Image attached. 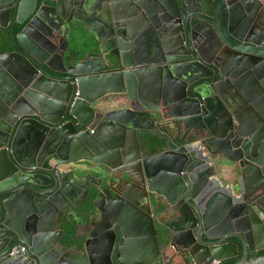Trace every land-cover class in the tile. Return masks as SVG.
Segmentation results:
<instances>
[{"label": "water", "instance_id": "obj_1", "mask_svg": "<svg viewBox=\"0 0 264 264\" xmlns=\"http://www.w3.org/2000/svg\"><path fill=\"white\" fill-rule=\"evenodd\" d=\"M262 8L0 0V264H264Z\"/></svg>", "mask_w": 264, "mask_h": 264}, {"label": "crops", "instance_id": "obj_2", "mask_svg": "<svg viewBox=\"0 0 264 264\" xmlns=\"http://www.w3.org/2000/svg\"><path fill=\"white\" fill-rule=\"evenodd\" d=\"M262 3V9L261 12L264 14V0H258ZM73 43H76L78 47L79 53L85 54L90 51H93V49L96 46L95 38L92 34H90L86 29L81 28V30L78 32L77 37L72 39ZM108 100L118 101L119 99L116 95H110L107 96ZM116 106V105H115ZM115 108V107H114ZM242 115H244L246 118L251 116L250 111L246 110L244 108V112L242 111ZM249 120V118L247 119ZM93 200H90L87 202L85 206L83 205H76L75 207L71 208L70 211H72L73 216H71L70 221L66 222L62 227H59V230L63 231L62 237L63 239H71L75 235H79V237L76 239V244L71 245L70 243L67 245L72 248V251L78 250L79 252L82 251V243L84 242L86 238V227L88 221V217H91L93 220L97 217V210L92 205ZM87 210V211H86ZM174 218L173 213L160 215L159 221L162 223H172ZM158 227H161L160 224H157ZM69 241V240H68ZM170 254V251L167 252V256ZM166 256V258H167ZM174 264H180L178 261H176Z\"/></svg>", "mask_w": 264, "mask_h": 264}, {"label": "trees", "instance_id": "obj_3", "mask_svg": "<svg viewBox=\"0 0 264 264\" xmlns=\"http://www.w3.org/2000/svg\"><path fill=\"white\" fill-rule=\"evenodd\" d=\"M10 47V35L9 30H2L0 29V53L5 51L7 48ZM83 56L82 53H80L79 58ZM260 255H264V250L260 252ZM235 260H229L227 262L234 263Z\"/></svg>", "mask_w": 264, "mask_h": 264}, {"label": "flooded vegetation", "instance_id": "obj_4", "mask_svg": "<svg viewBox=\"0 0 264 264\" xmlns=\"http://www.w3.org/2000/svg\"><path fill=\"white\" fill-rule=\"evenodd\" d=\"M8 30V29H7ZM20 30V28H18L16 31H19ZM260 252L261 251H259L256 255H252V257H255V256H260ZM222 264H233V263H230V262H224V263H222Z\"/></svg>", "mask_w": 264, "mask_h": 264}, {"label": "built area", "instance_id": "obj_5", "mask_svg": "<svg viewBox=\"0 0 264 264\" xmlns=\"http://www.w3.org/2000/svg\"><path fill=\"white\" fill-rule=\"evenodd\" d=\"M218 262V260H212L209 264H216ZM195 264V263H192Z\"/></svg>", "mask_w": 264, "mask_h": 264}]
</instances>
